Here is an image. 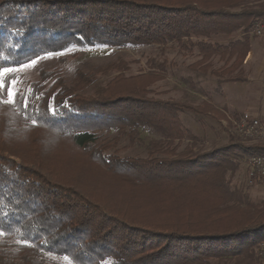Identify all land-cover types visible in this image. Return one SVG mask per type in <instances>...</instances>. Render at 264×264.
<instances>
[{"label": "trees", "instance_id": "1", "mask_svg": "<svg viewBox=\"0 0 264 264\" xmlns=\"http://www.w3.org/2000/svg\"><path fill=\"white\" fill-rule=\"evenodd\" d=\"M245 3L0 0V68L68 50L177 44L198 51L203 71L215 55L233 60L222 72L231 76L250 52L255 24L264 21L263 7ZM235 34L242 37L226 46L207 41ZM94 73L77 72L69 82L60 70L21 79L15 103L0 90V264H64L57 260L65 256L71 264L254 260L264 244V203L234 196L226 175L242 159L264 157V144L231 141L176 155L182 141L193 140L181 114L196 109L150 97L149 88L162 78L157 72L119 74L105 85ZM12 78L18 76L6 80ZM143 132L159 140L145 143ZM124 139L144 147L146 157L121 156ZM122 190L154 195L162 214L124 206Z\"/></svg>", "mask_w": 264, "mask_h": 264}, {"label": "rangeland", "instance_id": "2", "mask_svg": "<svg viewBox=\"0 0 264 264\" xmlns=\"http://www.w3.org/2000/svg\"><path fill=\"white\" fill-rule=\"evenodd\" d=\"M260 7L264 8V0H246L243 8L259 9ZM241 37V34H235L232 38L215 36L207 41L226 46ZM249 38V50L251 52V46L254 47V56L248 58L247 55L231 76H224L222 72L233 60L228 64L227 57L221 58L220 55H215L209 60V68L203 71L201 67L205 65L199 64L201 57L198 51L196 49L191 52L183 51L177 44L165 47L68 50L38 59L34 65L17 68L21 70L11 74L18 76L19 82L21 79L37 81L41 72L60 70L64 79L69 82L77 72L95 71L94 76L97 81L105 85L119 74L131 76L157 72L162 78L149 88L150 97L161 101L183 103L196 109L197 112L205 113L186 111L181 114L183 127L187 133L192 134L193 140L182 141L175 150L176 155L184 152L186 148L192 149L195 153L209 152L231 141L243 146H254L264 144V137L245 136L238 127L240 117L249 114L260 121L264 131V37H255L251 32ZM157 65H163V70L159 71ZM229 78L238 80L225 81ZM85 94H91V89H87ZM141 138L145 143L159 140V137L148 135L146 132L141 133ZM118 149L121 156L145 158L147 155L144 147L130 144L125 139L120 141ZM247 158L240 160L236 170L227 173L228 188L234 196L242 195L253 204L264 203V178L251 176ZM116 188L115 186L111 190L118 192L119 189ZM110 191L109 196L116 194ZM145 192L131 193L122 190L127 197L123 205L140 204L149 209L148 215L158 218L162 214L161 207H157L156 201L152 198L154 195ZM165 203L167 206L172 204L170 201ZM57 262L67 264L65 260H57ZM228 264H264V244L256 251L254 260L231 261Z\"/></svg>", "mask_w": 264, "mask_h": 264}, {"label": "built area", "instance_id": "3", "mask_svg": "<svg viewBox=\"0 0 264 264\" xmlns=\"http://www.w3.org/2000/svg\"><path fill=\"white\" fill-rule=\"evenodd\" d=\"M253 35L258 38L264 37V21L255 24L252 31ZM240 132L248 137H264V131L260 121L249 115L243 114L238 124ZM247 165L251 176L264 178V157L261 155H251L247 158Z\"/></svg>", "mask_w": 264, "mask_h": 264}, {"label": "snow or ice", "instance_id": "4", "mask_svg": "<svg viewBox=\"0 0 264 264\" xmlns=\"http://www.w3.org/2000/svg\"><path fill=\"white\" fill-rule=\"evenodd\" d=\"M36 63L35 60L31 61L29 64L22 65V68H27ZM21 69H14L11 67H2L0 68V90H6L7 91V96H8V103H15V97L18 94L16 91V85L19 83V81L15 78H12L10 80H6V77L9 76L11 73H15L20 71ZM27 106V103H26ZM50 111L55 114V109L54 108H49ZM35 123V122H34ZM4 232L0 231V236H3ZM26 246H30V241L25 238L22 241ZM64 260L67 262V264H71V261L69 257L65 256Z\"/></svg>", "mask_w": 264, "mask_h": 264}, {"label": "crops", "instance_id": "5", "mask_svg": "<svg viewBox=\"0 0 264 264\" xmlns=\"http://www.w3.org/2000/svg\"><path fill=\"white\" fill-rule=\"evenodd\" d=\"M254 47L251 46V52L248 54V58H252L254 56Z\"/></svg>", "mask_w": 264, "mask_h": 264}]
</instances>
